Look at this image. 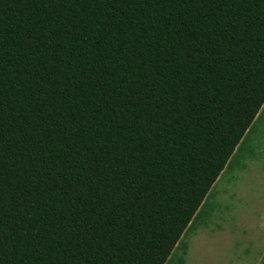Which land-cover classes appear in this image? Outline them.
Returning <instances> with one entry per match:
<instances>
[{
    "label": "trees",
    "instance_id": "16d2710c",
    "mask_svg": "<svg viewBox=\"0 0 264 264\" xmlns=\"http://www.w3.org/2000/svg\"><path fill=\"white\" fill-rule=\"evenodd\" d=\"M263 108L264 0H0V264H186Z\"/></svg>",
    "mask_w": 264,
    "mask_h": 264
},
{
    "label": "rangeland",
    "instance_id": "374dc122",
    "mask_svg": "<svg viewBox=\"0 0 264 264\" xmlns=\"http://www.w3.org/2000/svg\"><path fill=\"white\" fill-rule=\"evenodd\" d=\"M262 120L253 132L256 149L251 158L264 161ZM244 159L237 156L234 163L239 167ZM238 169L224 174L209 198L216 209L208 226L186 236V264H260L264 255V181H257L256 176L253 181L247 177L242 181Z\"/></svg>",
    "mask_w": 264,
    "mask_h": 264
},
{
    "label": "crops",
    "instance_id": "0c3cea01",
    "mask_svg": "<svg viewBox=\"0 0 264 264\" xmlns=\"http://www.w3.org/2000/svg\"><path fill=\"white\" fill-rule=\"evenodd\" d=\"M263 110L264 108L262 109V111ZM262 119H264V111L262 112L261 116H258L256 118V121H254L251 129L246 133L245 138L242 141V145L240 147L241 157L243 156V159L244 157L245 159L243 160L244 162L242 161L240 168L236 171V173L239 172L242 175L241 178L242 181L244 180V177L249 178L248 181H253L254 176L257 177V181H264V161L255 160L251 158L254 155V151L256 149V145H255V149L253 148L254 147L253 132L256 131L257 124L260 121H263ZM262 147L260 148V151H264ZM263 258L264 255L260 260V263L262 262Z\"/></svg>",
    "mask_w": 264,
    "mask_h": 264
}]
</instances>
